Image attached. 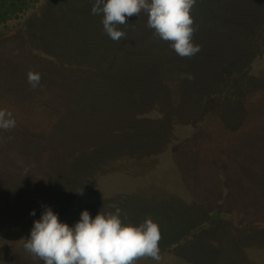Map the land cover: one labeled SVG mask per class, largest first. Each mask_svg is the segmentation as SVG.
<instances>
[{
	"label": "trees",
	"instance_id": "1",
	"mask_svg": "<svg viewBox=\"0 0 264 264\" xmlns=\"http://www.w3.org/2000/svg\"><path fill=\"white\" fill-rule=\"evenodd\" d=\"M51 1L0 0V26L31 11L37 14ZM82 1L92 4L95 0ZM258 3L264 5V0H196L191 12L196 28L193 43L200 45L201 51L191 58L180 57L170 42L154 34L147 26V13L126 18L127 24L119 29L126 33L125 43H120L118 54L129 57L128 46L137 42L133 55L138 73L140 66L132 114L137 123H149L153 128L152 134L143 138L146 133L137 129L123 130L120 136H139L144 143L93 146L61 140L74 135L55 126L71 112L65 106V91H21L9 97L20 106L1 109L10 111L16 123L10 130L0 129V264H20L17 260L25 256L39 261L25 251L24 243L45 207H50L60 222L75 223L84 208L127 212L154 199L182 202V171H190L184 161L197 160L195 169L200 173L205 169L220 171L213 162L216 151L210 143L218 137H234L226 133L229 126L239 125L243 133L244 128L264 126V18L253 21L249 16V9L255 10ZM79 12L87 20L82 27H94L92 18L102 25V14L94 16L88 7H79ZM227 14H233L232 21ZM255 22L259 23L254 29L251 25ZM148 37L151 40L145 45ZM105 38L111 43L102 49L98 61L77 62L68 68L91 75L101 66L98 73L113 83L114 69L104 67L102 58L113 52L119 41L108 35ZM147 51L149 61L141 55ZM119 86L125 93L129 91L125 82ZM157 129L158 136L164 133L165 137L154 149ZM98 131L102 136L108 133L105 128ZM206 160L207 167L203 164ZM61 209H67L65 214ZM33 211L35 215L30 214Z\"/></svg>",
	"mask_w": 264,
	"mask_h": 264
},
{
	"label": "rangeland",
	"instance_id": "2",
	"mask_svg": "<svg viewBox=\"0 0 264 264\" xmlns=\"http://www.w3.org/2000/svg\"><path fill=\"white\" fill-rule=\"evenodd\" d=\"M94 2L52 0L41 12L32 14L34 11H31L22 19L0 26V110L20 106L9 98L14 93L65 91V106L71 112L65 119L57 120L55 126L67 128L74 135L61 140L93 146L104 145V142L144 143L146 140L139 136H120L123 130L136 132V129L144 130V133L139 131L146 133L142 138L152 134L153 127L149 123H137L132 114L136 106L135 77L140 75L138 60L133 55L137 42L128 46L132 53L129 57L118 54L125 38L113 45V52L108 51L103 56V66L111 65L114 69L115 83L98 73L101 66L91 75L68 68L69 64L77 62L98 61L103 55L102 49L111 43L97 19L92 18L94 27L91 24L82 27L87 20L81 18L79 7H88L91 11ZM249 10L253 21H262V3H258L255 10ZM227 15L232 21L233 14ZM258 23L251 27L257 28ZM150 40L148 37L145 45ZM141 55L145 61L151 59L149 51ZM29 71L41 75L36 89L28 83ZM124 82L126 87L130 86L126 93L119 86ZM59 108L63 106L59 104ZM99 128L108 130L106 136L99 135ZM87 129L93 133L85 132ZM156 131L158 139L151 144L154 149L165 137L164 133L158 136L159 129ZM226 133L235 136L228 135L225 140L218 137L210 143L216 151L213 162L220 171L204 172L205 169L200 173L195 169L199 165L197 160L184 161L190 171H182V202L154 199L139 209L121 212L125 223L137 226L151 217L161 231L160 259L145 257L135 264H264V126L247 127L243 133L239 125H233L227 127ZM203 164L207 167L209 162L206 160ZM84 210L93 216L100 212L115 214V210L108 209ZM65 211L67 209H61L60 213L65 214ZM73 222L64 223L73 227L77 223ZM21 259L17 260L20 264H44L27 256Z\"/></svg>",
	"mask_w": 264,
	"mask_h": 264
},
{
	"label": "clouds",
	"instance_id": "3",
	"mask_svg": "<svg viewBox=\"0 0 264 264\" xmlns=\"http://www.w3.org/2000/svg\"><path fill=\"white\" fill-rule=\"evenodd\" d=\"M195 4L196 0H95L91 14H102L104 32L118 42L126 36L119 30L127 24L126 18L145 12L147 26L154 34L170 42L180 57L191 58L201 51V46L193 43L196 28L191 12ZM40 81L39 73L28 72L33 89ZM15 123L10 111L0 110V129L10 130ZM161 238L159 225L151 217L137 226L125 223L120 209L115 214L100 212L94 219L85 210L79 222L70 227L45 207L41 218L34 221L24 249L44 264H135L145 257L159 260Z\"/></svg>",
	"mask_w": 264,
	"mask_h": 264
}]
</instances>
